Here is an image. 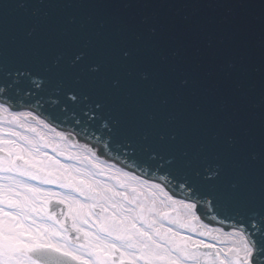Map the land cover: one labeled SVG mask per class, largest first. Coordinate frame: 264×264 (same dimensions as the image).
Segmentation results:
<instances>
[{"label": "snow or ice", "instance_id": "obj_1", "mask_svg": "<svg viewBox=\"0 0 264 264\" xmlns=\"http://www.w3.org/2000/svg\"><path fill=\"white\" fill-rule=\"evenodd\" d=\"M246 7L0 0V264H264Z\"/></svg>", "mask_w": 264, "mask_h": 264}, {"label": "water", "instance_id": "obj_2", "mask_svg": "<svg viewBox=\"0 0 264 264\" xmlns=\"http://www.w3.org/2000/svg\"><path fill=\"white\" fill-rule=\"evenodd\" d=\"M169 2H175V0H169ZM180 2H184V0H180ZM187 2H199V3H208L210 2V0H187ZM211 2H216V0H211ZM221 2H231V3H243L245 4L247 7L244 8L242 11L244 12V14H246L251 20H253L254 22H258L259 17L264 14V0H221ZM223 10L221 9H201V13L202 14H206L208 16H215L217 15L219 12H221ZM250 44L253 48L256 47V41L255 38H251L250 39ZM227 59V52H225V56L222 58V60H226ZM92 144H95L98 149L99 146L97 144V141L93 140L91 142ZM98 152L102 155H105L107 157L113 158L116 161L119 162V160H117L115 157L118 155L117 152L113 151V152H104L103 149H99ZM123 159V156H120V160ZM202 218H204L207 221H210L208 219L207 216H203ZM206 221V222H207ZM209 223V222H207ZM213 224H218L216 222H212Z\"/></svg>", "mask_w": 264, "mask_h": 264}, {"label": "bare ground", "instance_id": "obj_3", "mask_svg": "<svg viewBox=\"0 0 264 264\" xmlns=\"http://www.w3.org/2000/svg\"><path fill=\"white\" fill-rule=\"evenodd\" d=\"M20 110H27L26 108H22V109H20ZM59 130V129H58ZM81 143H84V141L83 140H81L80 141ZM94 149H96L94 146H92ZM102 159H106L109 163H115V164H117V166L119 167V166H121L120 164H118V163H116L115 161H113V160H111V159H108V158H103V157H101ZM175 198H177V199H179V197H175ZM205 223H207L205 220H203ZM209 224V226L210 227H220V225L219 224H213V223H208ZM225 231H230L231 229H229V228H225L224 229Z\"/></svg>", "mask_w": 264, "mask_h": 264}]
</instances>
